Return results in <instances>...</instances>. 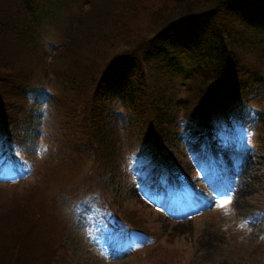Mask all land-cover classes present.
Returning a JSON list of instances; mask_svg holds the SVG:
<instances>
[{
    "label": "trees",
    "instance_id": "obj_1",
    "mask_svg": "<svg viewBox=\"0 0 264 264\" xmlns=\"http://www.w3.org/2000/svg\"><path fill=\"white\" fill-rule=\"evenodd\" d=\"M28 1L0 0L2 175L12 168V177L23 176L24 159L17 151L34 133L42 105L57 108V117L63 110L62 137L66 142L73 138L74 149L88 145L86 152H76L88 155L81 160L90 163L89 171L125 161L108 149L116 144L107 143L122 129L135 131L129 147L152 165L163 144L174 137L237 141L236 132L250 121L264 136V73L258 71L264 61V0H45L33 7ZM47 28L62 42L53 60L45 57L36 71L21 55L32 48L30 36L42 37ZM58 63L62 69L55 68ZM54 84L60 85L57 98ZM181 88L190 97L175 98L179 105L174 111L175 90ZM17 100L28 108L21 109ZM75 113L81 118L76 123ZM57 159L66 164L71 158ZM159 173L161 178L165 174ZM106 179L115 181L113 173ZM95 191L98 198L99 189ZM116 213L119 230L128 226L130 237L151 236L134 225V214L127 220V212ZM29 218L0 219L6 235L0 239L6 254L0 264H39L33 257L38 253L50 258L51 253L36 247L39 214Z\"/></svg>",
    "mask_w": 264,
    "mask_h": 264
},
{
    "label": "rangeland",
    "instance_id": "obj_2",
    "mask_svg": "<svg viewBox=\"0 0 264 264\" xmlns=\"http://www.w3.org/2000/svg\"><path fill=\"white\" fill-rule=\"evenodd\" d=\"M38 1L45 0L28 4L40 6ZM92 15L88 11L91 21ZM29 40L34 45L24 48L21 59L36 71L45 57L53 60L62 42L52 28ZM247 54L254 59L251 50ZM55 66L62 69L60 63ZM258 69L264 73V61ZM59 84L53 86L56 98L61 93ZM179 97L189 100L190 95L182 88L175 90L174 111ZM15 103L28 108L25 101ZM57 110L40 106L34 133L17 151L24 159L21 179L9 171L2 175L0 169V219L12 215L26 221L39 214L36 247L51 253L50 258L33 256L39 264H264V136L252 121L238 129L237 141L229 137L220 143L194 134L174 137L163 144L153 165L129 147L135 131L118 130L117 137L112 135L113 141L107 142L116 145L108 149L118 153V161H125L113 163V169L99 165L89 171L90 163L81 160L88 155L76 152H86L88 145L74 149L73 138L63 139L64 112L60 109L57 117ZM79 116L75 113V123ZM57 156L71 159L64 164ZM110 173L114 182L105 180ZM114 210L127 212V220L134 214V225L151 233L150 238L130 237L128 226L118 232ZM2 237L6 235L0 226ZM4 249L0 247V263L6 258Z\"/></svg>",
    "mask_w": 264,
    "mask_h": 264
},
{
    "label": "snow or ice",
    "instance_id": "obj_3",
    "mask_svg": "<svg viewBox=\"0 0 264 264\" xmlns=\"http://www.w3.org/2000/svg\"><path fill=\"white\" fill-rule=\"evenodd\" d=\"M224 203H228V201H224Z\"/></svg>",
    "mask_w": 264,
    "mask_h": 264
}]
</instances>
